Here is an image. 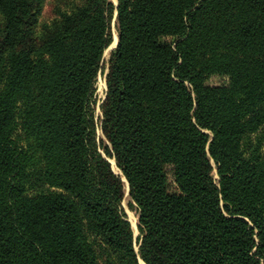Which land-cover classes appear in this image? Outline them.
<instances>
[{
	"label": "trees",
	"instance_id": "16d2710c",
	"mask_svg": "<svg viewBox=\"0 0 264 264\" xmlns=\"http://www.w3.org/2000/svg\"><path fill=\"white\" fill-rule=\"evenodd\" d=\"M117 2L0 0V264H264V0Z\"/></svg>",
	"mask_w": 264,
	"mask_h": 264
},
{
	"label": "rangeland",
	"instance_id": "374dc122",
	"mask_svg": "<svg viewBox=\"0 0 264 264\" xmlns=\"http://www.w3.org/2000/svg\"><path fill=\"white\" fill-rule=\"evenodd\" d=\"M111 1H113L116 5L118 4L117 0H111ZM49 11H50L49 6H47L46 7V10H45V16H48L49 15ZM113 33H114V43L111 45V47L105 53V61L106 62L109 60L110 54H111L112 50L115 48L116 43H117V40H118V35H117V31H116V28L115 27H113ZM225 82H226V80L223 79V78L213 77V78L210 79L209 84L210 85H213V86H216V85L224 84ZM103 86H105V75H102L101 74L99 76V78H98V83H97L99 99H103L104 94L106 93V88L103 87ZM101 103H98V105L100 106ZM99 106H98V109H97V115L98 116L101 115V111H100ZM98 135H99V137H103L102 132H101V129H98ZM112 160H114V159H110V162ZM111 164H112V162H111ZM112 167H113V164H112ZM214 167H215V165H214ZM113 170H114V168H113ZM114 172H116V174L121 175V172L118 173V171H115V170H114ZM213 175H214L215 180L218 182L219 177H218V174H217L216 167H215V170H214ZM130 201H131V199H130V196H129V190L126 187V195H125V200H124L123 206H124L125 211L127 213L128 220L132 224L133 230L135 232V236H138L139 235V230H138V215H137V212L135 210H132L129 207Z\"/></svg>",
	"mask_w": 264,
	"mask_h": 264
},
{
	"label": "bare ground",
	"instance_id": "6f19581e",
	"mask_svg": "<svg viewBox=\"0 0 264 264\" xmlns=\"http://www.w3.org/2000/svg\"><path fill=\"white\" fill-rule=\"evenodd\" d=\"M112 162V164H113V168H114V170L115 171H118V173H120V170L117 168V166H116V162H115V160H112L111 161ZM116 173V172H115ZM124 180H125V178H124ZM126 187L128 188V190H129V187H128V184H127V182H126Z\"/></svg>",
	"mask_w": 264,
	"mask_h": 264
},
{
	"label": "built area",
	"instance_id": "2783aa9c",
	"mask_svg": "<svg viewBox=\"0 0 264 264\" xmlns=\"http://www.w3.org/2000/svg\"><path fill=\"white\" fill-rule=\"evenodd\" d=\"M101 75V74H100ZM103 87H105L106 88V90H107V85H106V76H105V86H103ZM99 96V95H98ZM105 96H106V93L104 94V97H103V99H99L100 101H99V103H101L104 99H105Z\"/></svg>",
	"mask_w": 264,
	"mask_h": 264
},
{
	"label": "water",
	"instance_id": "95a60500",
	"mask_svg": "<svg viewBox=\"0 0 264 264\" xmlns=\"http://www.w3.org/2000/svg\"><path fill=\"white\" fill-rule=\"evenodd\" d=\"M117 5H118V4H117ZM117 43H118V40H117ZM117 43H116V46H117ZM116 46H115V48H116ZM115 48H114V49H115Z\"/></svg>",
	"mask_w": 264,
	"mask_h": 264
}]
</instances>
